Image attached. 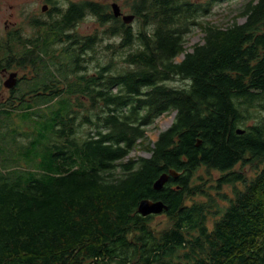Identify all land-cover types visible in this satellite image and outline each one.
<instances>
[{
    "label": "trees",
    "instance_id": "obj_1",
    "mask_svg": "<svg viewBox=\"0 0 264 264\" xmlns=\"http://www.w3.org/2000/svg\"><path fill=\"white\" fill-rule=\"evenodd\" d=\"M221 1L132 0L135 27L88 3L100 37L67 41L56 66L49 39L32 48L0 39V67H35L41 83L64 86L36 83L0 103V264H264V117L249 114H264V0L224 28L202 20ZM197 28L203 43L186 52ZM96 45L104 60L88 75L80 62H92ZM172 112V125L148 142L145 128ZM82 126L86 136L76 137ZM138 145L149 158L128 157ZM200 168L217 172L216 191L233 187L211 227L214 199L192 185ZM170 170L178 178L154 191ZM195 195L209 204L186 205ZM142 199L168 207L167 229L156 235L152 215L137 213Z\"/></svg>",
    "mask_w": 264,
    "mask_h": 264
},
{
    "label": "rangeland",
    "instance_id": "obj_2",
    "mask_svg": "<svg viewBox=\"0 0 264 264\" xmlns=\"http://www.w3.org/2000/svg\"><path fill=\"white\" fill-rule=\"evenodd\" d=\"M10 5L13 7H10L9 5H0V36L5 35L7 32H11L12 30H17L19 32V35L22 39H31L33 38V35L35 33L34 27L30 26L29 22L26 21V15L22 16L23 13L20 6L14 5L15 2H20V0H9ZM25 1V0H23ZM79 1V0H76ZM92 1L94 3L100 4L102 6H110L112 3H115L119 6L120 10L123 12L124 15H132L129 5L131 4L132 0H88ZM203 1V0H200ZM250 0H224L221 2L216 3L211 12L202 20L204 22H209L211 25H215L217 27H228L232 25L234 22L237 24H243L245 21V17L238 16L245 8V6L248 4ZM36 4L35 3H29L28 6L24 9L25 13H34L36 12ZM132 22V26H136V20L134 19ZM104 29V27H101L99 23L96 25V22L94 19L90 16H87L84 18L80 24L78 25L77 32L81 34L82 36H90L95 35L96 37H100L101 31ZM105 37V36H104ZM203 37L204 34L200 31L199 28L194 29L192 33H190L186 37V42L184 45V48L186 49V52H191L192 48L195 45H200L203 43ZM106 38V37H105ZM119 37L110 39H104L103 41L106 42H118ZM96 53L94 54V59H92L90 63L84 64L80 62V65L85 66L86 68V74L92 75L95 73L97 62L101 61V58L103 59L105 56L104 51H102V48L99 50V45L95 46ZM90 55V54H89ZM183 59V55H180L176 58V62H180ZM104 60V59H103ZM102 62V61H101ZM23 73L29 75L28 69H23ZM171 86L180 87L183 86V83L178 80H174L172 82L168 83ZM0 82V103H4L6 99L10 96L7 94V92L1 87ZM30 87L29 85H23L22 88L19 89L18 92L23 91L24 88ZM60 88H64L63 85L59 86ZM116 89V88H115ZM17 92V94H18ZM16 95V94H15ZM36 97H32L31 99L34 100ZM85 106H88L89 103H87V100H85ZM98 112V108L95 109L94 113ZM250 115L254 114L257 116H263L264 114H260L258 112H249ZM260 114V115H259ZM85 115V111L82 110L80 117H83ZM175 117V113H167L162 114L159 117H157L150 125H148L145 128V136L147 137L148 142L154 143L158 135L167 130L173 123ZM79 120L75 122V125L78 123ZM13 125H20L16 118L12 119ZM255 121L254 120H247L246 125H252ZM11 127V126H10ZM89 130L88 126H82L81 128L77 129L76 137H85L86 132ZM93 131V129L91 130ZM19 141L23 139H18ZM17 140V141H18ZM139 142V141H138ZM152 146V145H151ZM128 157L133 158L137 160L138 158H149L150 153L147 152L146 149H143L140 145L135 147ZM241 167L237 166L236 171L240 170ZM248 177H251L253 172L250 170L249 167H244L241 169ZM218 174L216 171L213 170H207L205 168H200L193 179V186H201L200 189L206 190L207 195H210L214 199V203H210V214L208 215V221L207 226L211 227L214 220L217 219L219 216H215L213 213L216 212L217 206L219 208H224L228 204V199H231L233 197V187L231 185H224L221 187L219 191H216L215 188V182L218 179ZM200 177V179H199ZM237 188L239 187L236 185ZM226 196V200H224L221 196ZM205 203L207 202V197H202L200 195H195L192 197H187L185 203L186 205H192L194 203ZM209 204V201L207 202ZM209 206V205H207ZM169 219L162 213L157 215H152V218L149 220V227L154 231V233L157 235L160 231L167 229L170 226Z\"/></svg>",
    "mask_w": 264,
    "mask_h": 264
},
{
    "label": "flooded vegetation",
    "instance_id": "obj_3",
    "mask_svg": "<svg viewBox=\"0 0 264 264\" xmlns=\"http://www.w3.org/2000/svg\"><path fill=\"white\" fill-rule=\"evenodd\" d=\"M29 3L36 4V12L25 13L24 9L28 6ZM88 3L94 2L88 0H20V2H15L14 5L20 6V8L22 9L21 14L24 12L22 16L26 15V21L29 22L30 26L34 27L35 33L33 35V38L26 39L33 42V44H31L29 47L32 48L33 46H38L46 39H49L47 40V43L51 45H49L50 47L47 55L50 54V57L54 59L50 60L56 66L57 64L65 62L62 56L65 55V50L67 49V41H81L83 37H87L82 36L77 32L80 22L87 16H90L94 19L96 25L99 23L96 12H94L93 10L91 12L89 11L90 7L89 5L87 6ZM0 5H9L10 7H13L10 5L9 0H0ZM108 8L111 11V5ZM120 13L124 15L121 10ZM117 19L122 21L121 16L117 17ZM57 21H60V24H58ZM16 36L20 37L19 32L17 30H12L11 32H7L3 36H0V39L11 40ZM71 48L73 47L71 46L70 49ZM69 52L70 54L75 53V51L72 49ZM56 56H58V58H56ZM23 69H28L30 72L28 73L29 75L24 74ZM33 70H35V67H0V82L2 85L1 87L7 92L8 95H10L6 100L18 102L19 98L16 97L15 94H17L19 89L22 88L25 84L29 85L30 87H35L36 83H38L41 85V87L48 86L54 89L60 86L57 84V82L41 83V77L39 75L37 76ZM11 74H16V84L13 86V88L6 89L4 87V82L9 78ZM44 94L48 95L49 93L45 92ZM29 97L30 96H27L25 98L26 102L28 103H33V101L38 99L36 97L34 100H32Z\"/></svg>",
    "mask_w": 264,
    "mask_h": 264
},
{
    "label": "water",
    "instance_id": "obj_4",
    "mask_svg": "<svg viewBox=\"0 0 264 264\" xmlns=\"http://www.w3.org/2000/svg\"><path fill=\"white\" fill-rule=\"evenodd\" d=\"M111 11L114 17H122V22L126 25H129L134 20L133 15H122L120 13V8L117 4H111ZM16 74H11L9 78L4 82V87L6 89H11L16 84L15 79ZM243 130L238 129L237 134H242ZM179 173L170 170L168 173L161 174L153 183L152 189L154 191H159L163 188V186L168 182L169 178L177 179ZM168 207L162 201H152L149 199H142L137 205V213L142 216L146 217L149 215H157L162 214L164 211H167Z\"/></svg>",
    "mask_w": 264,
    "mask_h": 264
},
{
    "label": "bare ground",
    "instance_id": "obj_5",
    "mask_svg": "<svg viewBox=\"0 0 264 264\" xmlns=\"http://www.w3.org/2000/svg\"><path fill=\"white\" fill-rule=\"evenodd\" d=\"M112 12V11H111Z\"/></svg>",
    "mask_w": 264,
    "mask_h": 264
}]
</instances>
